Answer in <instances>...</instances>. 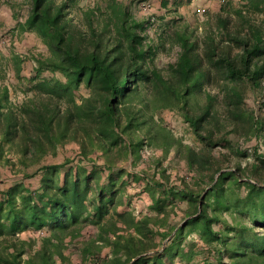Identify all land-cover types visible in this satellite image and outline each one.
Segmentation results:
<instances>
[{
	"label": "trees",
	"instance_id": "1",
	"mask_svg": "<svg viewBox=\"0 0 264 264\" xmlns=\"http://www.w3.org/2000/svg\"><path fill=\"white\" fill-rule=\"evenodd\" d=\"M21 1L27 4V13L18 29L34 33L48 55L34 58V73L28 79L32 95L18 105L11 102L5 79L10 67L21 78L23 59L13 52L0 59V151L4 141L14 142L21 161L26 163L37 155L55 154L59 145L73 141L83 156L98 148L104 160L89 166L67 160L42 165L39 189L31 190L22 183L1 189L0 264L65 262L64 248L76 243H81L78 264H173L174 257L181 264H192L195 243L189 242L183 249L180 242L185 230L196 232L206 244L224 245L218 251L219 264H228L220 261L224 251L233 258L232 264H264V178L263 182L240 183L236 169L221 171L214 181V173L223 167L211 148L231 146L227 136L238 127L226 130L215 109V95L209 92H205L204 103L192 105L203 84L217 75L222 79L220 91L229 118L236 125L245 122L250 134L256 135L262 127L259 118L242 108L241 88L260 87L264 78V25L249 19L251 13H264V0H246L245 9L233 11L240 20L234 32L227 29V17L218 14L225 45L207 34L202 56L196 40L177 33L180 54L168 65L166 77L156 67H145L155 48L145 41L146 22L135 18L128 4L105 0L103 5L82 8L77 0ZM226 45H234L239 51L230 56ZM44 71L48 74L42 75ZM81 87L87 90L86 96L78 93ZM164 108L178 109L202 141L201 149L174 140L162 123L154 122L153 114ZM146 125L155 128L158 138L162 134L165 139L163 154L176 144L175 152L183 151L185 163L196 172L193 184L209 188L203 187L205 194L201 197L188 183L167 186L166 181H147L149 208L155 215H135L129 209L110 212L115 180L125 172L114 170L113 160L127 152L139 154L147 138L142 129ZM136 134L141 137L134 139ZM255 159L264 167V154L256 153ZM104 170L106 184L102 181ZM227 181L229 188L243 184L244 195L236 194L230 201L222 199ZM206 198L226 208L231 204L240 217L226 239L224 232L211 227L218 217L207 213ZM177 200L187 202L185 220L165 247L157 248L155 238L162 241L170 232L153 230L149 224L165 225ZM86 225L95 226V232L86 234ZM42 229L49 233L39 236L38 247L26 254L27 247L37 239H23L20 234ZM225 241L230 244L226 246Z\"/></svg>",
	"mask_w": 264,
	"mask_h": 264
},
{
	"label": "rangeland",
	"instance_id": "2",
	"mask_svg": "<svg viewBox=\"0 0 264 264\" xmlns=\"http://www.w3.org/2000/svg\"><path fill=\"white\" fill-rule=\"evenodd\" d=\"M118 1L128 4L134 17L146 22L145 30L143 31L145 41L146 43H150V45L155 48V51L151 57L146 59L144 65L147 68L156 67L160 69L165 77L169 74L168 65L175 63L180 54V46L176 37L177 33H185L191 36L194 41L196 40L197 52L200 56L204 54V39L207 34L213 35L217 41L225 45V38L219 30L216 14L211 15L206 12L207 9L203 12H198V0H166V6H163V0ZM104 3L105 0H77L78 6L82 8L92 7L96 4L103 5ZM18 8L19 13H21L23 10L27 9V4L21 3ZM20 9L22 11H20ZM199 9H201V7ZM225 17L229 20L227 29L231 32L237 31L240 20L233 14L226 15ZM249 19L253 24L264 25V13H251ZM5 33H7V37H9L10 41L9 44L6 43L0 47V59L9 56L12 52L21 55L23 59L21 64L22 68L20 70L21 78L16 77L13 69L10 67L5 79V84L9 87L10 100L13 104L18 105L25 98L32 95V91L29 90L30 84L28 79L34 73L32 71L35 66L34 58L46 56L48 55V51L46 46L35 34L33 38L31 36L27 38L25 44L22 43V47H26L23 49L20 45L12 44V37L8 34V31ZM20 48L23 50H20ZM225 51H228L230 56H232L239 51V48L234 45H226ZM44 74L46 75L48 72L44 71L42 75ZM221 87L222 79L220 76L215 75L211 81L203 84L202 90L197 92L195 98L192 100V105L196 103L197 106L204 103L205 92L215 95V109L219 117L225 123L226 130L238 127L237 131H233L227 136L232 141L231 146H224V144H221L211 148V154L219 160L221 167H223L221 170L214 173V181L221 171L238 169V175L236 176L240 183L244 180L250 182H263L264 167L255 159V154H264V78L261 81L260 87L252 88L246 85L241 88L243 92L242 108L244 111L252 113L254 117L259 118L263 124L256 135L248 132L244 125L245 122H241V125H236L235 122L229 118L226 112L227 104L220 91ZM78 93L86 96L88 92L85 88L81 87ZM144 93L147 95L146 92ZM153 120L154 122L158 121L162 123L163 128L169 130L174 140L179 139L183 144L189 145L195 150H199L203 147L202 141L192 133L178 109L171 110L164 108L153 114ZM142 129L147 138L144 139L139 154L127 152L125 156L116 157L113 160L112 168L114 170L121 168L125 172L123 176L115 180V194L113 196V203L109 205L110 212L114 209L119 211L129 209L135 215H155L149 208L151 198L146 191L147 181H166L167 186H180L188 183L190 187L201 193L202 197L205 194V189L207 190L209 188V185L200 184V186L196 187V185L193 184V177L196 172L190 169L185 163L182 157L183 151L179 154L176 153V144H173L169 148L167 154L164 155L162 143L165 139H162V134L159 135L161 140L157 137L154 127L148 128V125H146L143 126ZM221 132L222 129L216 130L215 136H219ZM151 134H153L152 138ZM140 137V134H136L134 139ZM127 138L128 137H126V139ZM1 145L0 190L15 183H22L31 190L39 189L43 174V169H41L42 165L60 164L67 160L70 164L79 163L80 161L83 165L89 166L91 162L102 164L104 160L103 153L98 148H94L92 152H88L86 156H83L79 152L77 143L68 141L59 145L55 154L50 153L41 157L37 155L32 159H28L26 163H23L17 153L18 147L14 145V142L10 144L4 141ZM237 151L241 154L236 153ZM211 172L210 170L207 173ZM106 173L107 170H104L102 173V181L104 184H106ZM162 173L167 177H163ZM229 184V181L224 183V189L221 192L222 199L227 197L228 199H225V201H230L236 194L244 195L245 186L243 184H241L239 188L234 186L233 188H229ZM203 187H205V189H203ZM173 207L174 208L169 212L165 225L149 224L153 230L170 232V235L162 241H160L159 237L155 238L157 248L161 249L165 247L171 235H173L175 228L180 226L185 220V213L183 210H186L188 207L186 200H177ZM206 210L208 214H214L213 216L218 217L217 221L213 222L211 225L215 231L224 232V239L233 234L234 231L230 230V227L235 225L240 217L231 204L226 208L213 203L212 198H206ZM156 222L159 223V220L156 219ZM94 227L93 225H86L83 230L86 234L92 233L95 232ZM48 231V229L25 231L20 234V237L27 240L37 239L39 236L49 233ZM180 242L183 249H186L189 242L195 243L194 249L196 254L193 256L190 263L219 264L217 257L218 251L221 247H224V245L218 242L206 244L200 239L199 234L194 231L187 233V230H185V234ZM225 242L226 246L230 244L229 241ZM80 244L81 243H76L75 245L64 248L67 260L65 262L56 260L54 264H78L80 258L78 248ZM38 245V239L34 242L32 241L31 245L27 247L26 254L31 253ZM164 261H168V259L164 258ZM220 261L232 264L233 258H231L228 251H224ZM173 264L181 263L178 262L177 257H174Z\"/></svg>",
	"mask_w": 264,
	"mask_h": 264
},
{
	"label": "crops",
	"instance_id": "3",
	"mask_svg": "<svg viewBox=\"0 0 264 264\" xmlns=\"http://www.w3.org/2000/svg\"><path fill=\"white\" fill-rule=\"evenodd\" d=\"M21 2V0H0V33H5L8 31V34L13 39L12 44L20 45V47L23 48L22 43L25 44V41H27V38L30 36L33 38L34 33L20 32L18 29V25L23 21L27 13V9L19 13L18 6L21 4ZM245 3L246 0H198L197 9L200 7L201 9H204V11L207 9L206 12L210 13L211 15L216 14L217 19L219 16L218 14H220L219 17H224L226 15H232L235 9H245L243 7ZM261 6L262 4L260 7ZM20 11L22 10L20 9ZM21 48L20 50H23L26 47L24 46L23 49Z\"/></svg>",
	"mask_w": 264,
	"mask_h": 264
},
{
	"label": "built area",
	"instance_id": "4",
	"mask_svg": "<svg viewBox=\"0 0 264 264\" xmlns=\"http://www.w3.org/2000/svg\"><path fill=\"white\" fill-rule=\"evenodd\" d=\"M222 1H224V0H222ZM197 11L198 12H203L204 9H197ZM9 41H10V39H9V37H7V34H5V33L0 34V47L2 45H5L6 43L9 44Z\"/></svg>",
	"mask_w": 264,
	"mask_h": 264
}]
</instances>
